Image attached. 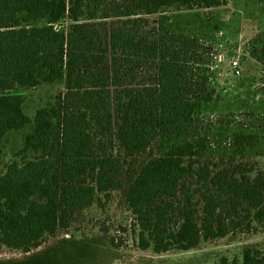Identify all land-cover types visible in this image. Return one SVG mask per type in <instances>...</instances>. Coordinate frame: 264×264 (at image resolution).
Masks as SVG:
<instances>
[{
    "label": "trees",
    "instance_id": "trees-1",
    "mask_svg": "<svg viewBox=\"0 0 264 264\" xmlns=\"http://www.w3.org/2000/svg\"><path fill=\"white\" fill-rule=\"evenodd\" d=\"M88 1L0 0V158L5 136L32 125L22 160L0 173V249L26 253L68 232L80 209L123 189L129 159L180 136L215 99L213 47L147 16L225 0H93L94 9ZM256 41L264 64V36ZM61 79L54 102L28 117L20 90ZM208 142L185 136L129 181L125 209L139 250L186 251L264 229V168L235 156L219 167ZM211 264H264V246Z\"/></svg>",
    "mask_w": 264,
    "mask_h": 264
},
{
    "label": "rangeland",
    "instance_id": "rangeland-1",
    "mask_svg": "<svg viewBox=\"0 0 264 264\" xmlns=\"http://www.w3.org/2000/svg\"><path fill=\"white\" fill-rule=\"evenodd\" d=\"M88 3L94 9L93 0ZM147 17L155 20L166 17L171 25L213 47L215 99L203 106L194 124L181 131L180 136L175 132L161 137L145 154L129 159L130 175L123 177V189L113 191L104 206L95 200L91 206L80 209L68 232L46 238L37 249L25 253L2 247L0 264H211L222 257L239 260L243 248L264 246L263 229L201 241L186 251L156 254L136 247V233L128 228L126 189L140 167L149 159L160 157L170 145L185 136L190 139L204 136L209 141L206 157L219 167L235 156L236 162L264 168V64L262 44L256 41L258 36H264V0H225V5L215 8L167 9ZM233 60L238 62L239 74H234L229 65ZM43 73L38 70L39 79ZM63 89L64 79L20 90L24 113L33 118L38 108L50 106ZM31 130L29 124L5 136L0 173L12 160H22L16 153ZM238 135L249 138L237 144L234 139Z\"/></svg>",
    "mask_w": 264,
    "mask_h": 264
},
{
    "label": "built area",
    "instance_id": "built-area-1",
    "mask_svg": "<svg viewBox=\"0 0 264 264\" xmlns=\"http://www.w3.org/2000/svg\"><path fill=\"white\" fill-rule=\"evenodd\" d=\"M229 65L233 68L234 74H239L238 62L236 60L230 61Z\"/></svg>",
    "mask_w": 264,
    "mask_h": 264
}]
</instances>
